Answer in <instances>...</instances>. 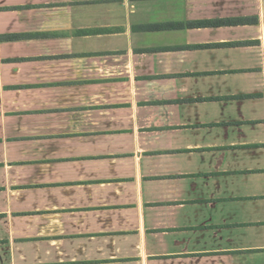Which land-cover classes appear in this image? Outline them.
I'll list each match as a JSON object with an SVG mask.
<instances>
[{
  "label": "crops",
  "instance_id": "1",
  "mask_svg": "<svg viewBox=\"0 0 264 264\" xmlns=\"http://www.w3.org/2000/svg\"><path fill=\"white\" fill-rule=\"evenodd\" d=\"M0 264H264V0H0Z\"/></svg>",
  "mask_w": 264,
  "mask_h": 264
}]
</instances>
